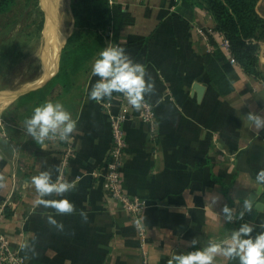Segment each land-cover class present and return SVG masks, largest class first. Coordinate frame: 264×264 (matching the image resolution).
<instances>
[{
  "label": "crops",
  "instance_id": "1",
  "mask_svg": "<svg viewBox=\"0 0 264 264\" xmlns=\"http://www.w3.org/2000/svg\"><path fill=\"white\" fill-rule=\"evenodd\" d=\"M111 2L129 12L134 24L122 28L118 43L104 41L100 51L112 45L124 48L134 61L145 65V79L155 85L145 97L157 114L155 142L148 141V128L126 101L129 119L123 125L126 150L121 185L127 195L147 203L141 217L146 228L147 264H169L175 254L219 242L241 220L251 224L253 235L257 234L264 225V208L253 222L246 221L248 211L243 219L227 224L220 210L227 205L238 214L243 210L240 196L259 191L255 176L264 169V129L257 133L246 115L264 116V81L244 74L225 54L234 67L231 90L220 96L212 88L203 57L209 50H227L221 47L224 38L207 11L196 8L193 19L186 21L179 18L172 0ZM256 11L264 18V0L258 2ZM54 22L58 35L52 41L59 46L62 31L58 32ZM43 25L45 39L47 23ZM201 28L211 32L207 41L197 34ZM99 52L74 73L67 91L59 85L47 93L42 91L59 70V53L54 73L42 60L33 83L0 92L9 98L0 107V232L7 237L10 250L19 253L26 264H141L134 223L103 187L111 143L109 118L87 95L98 79L91 75V65ZM258 62L264 74V43ZM32 92L36 94L26 97ZM46 101L62 103L77 121L69 141L75 157L64 175L75 188L62 197H45L68 199L75 207L72 214L56 215L52 208L34 206L37 194L32 177L51 171L55 182L65 147L58 139L38 145L24 131L25 119ZM110 103L111 113L117 114L118 99ZM255 203L264 207V192ZM81 211L87 214L86 222ZM48 215L63 224V231L47 223ZM193 238L199 241L196 248L188 245ZM215 264H238V260L217 256Z\"/></svg>",
  "mask_w": 264,
  "mask_h": 264
},
{
  "label": "clouds",
  "instance_id": "2",
  "mask_svg": "<svg viewBox=\"0 0 264 264\" xmlns=\"http://www.w3.org/2000/svg\"><path fill=\"white\" fill-rule=\"evenodd\" d=\"M91 75L98 77L88 91V99L101 103L112 101L114 98H123L133 110L139 111L145 106V97L153 92L155 87L147 75L144 64L134 61L124 48L117 45L104 47L91 65ZM114 94H118L114 97ZM246 119L256 129L257 133L264 129V116L248 113ZM77 121L60 102L46 101L36 106L29 118L24 121V131L38 145L43 146L45 141L59 140L69 142L72 133L76 130ZM31 183L36 191L37 199L34 206L52 208L56 215L72 214L74 205L66 198L45 199L52 194L64 196L72 191L75 184L67 180L54 182L51 171H42L32 177ZM255 185L260 192H264V169L255 176ZM213 200V204L217 203ZM252 197L243 201V210L238 214L235 210L224 205L220 210L223 223H232L243 219L245 212L252 208ZM82 220L87 221V214L80 212ZM47 223L57 230L63 231V224L58 223L52 216H47ZM253 235L255 229L251 224H241L239 228L231 230L227 238L219 242L212 241L206 247L198 248L186 254H175L169 264H215L217 256L227 261L238 260V264H264V225ZM198 239L188 242L189 247L196 248ZM27 247V245H22Z\"/></svg>",
  "mask_w": 264,
  "mask_h": 264
},
{
  "label": "trees",
  "instance_id": "3",
  "mask_svg": "<svg viewBox=\"0 0 264 264\" xmlns=\"http://www.w3.org/2000/svg\"><path fill=\"white\" fill-rule=\"evenodd\" d=\"M38 1L0 0V28L5 27L3 29L5 34L13 30L31 9L38 10ZM172 1L179 18L186 21L193 19L196 8L207 11L216 31L227 42L226 52L216 48L203 57V67L209 83L220 96L230 92L231 83L235 78L234 67L230 62L240 68L244 74L264 81V74L260 71L258 62V51L260 45L264 43V18L256 11L260 0ZM71 12L75 20V29L60 53L57 74L42 90L46 93L55 85H59L62 91H67L74 73L82 69L84 64L101 50L103 39L96 35L98 26L109 32L108 39L118 43L122 28L134 24L133 16L121 5L110 0H72ZM40 15L42 16V12ZM41 22L42 29L44 21ZM83 29L86 31L82 32ZM225 54L229 56L230 62ZM31 94L36 93L32 92L26 97ZM155 116L157 119L156 111ZM8 214L5 211V217H9ZM237 223L238 228L245 221L241 220Z\"/></svg>",
  "mask_w": 264,
  "mask_h": 264
},
{
  "label": "built area",
  "instance_id": "4",
  "mask_svg": "<svg viewBox=\"0 0 264 264\" xmlns=\"http://www.w3.org/2000/svg\"><path fill=\"white\" fill-rule=\"evenodd\" d=\"M210 31L205 28L197 29L198 36L207 41ZM224 50L228 49L227 42L222 41ZM210 52V50H209ZM125 100L118 99V113H111V103H99L102 110L109 118L110 129V148L105 163V172L103 174V187L108 193L110 199L118 203L120 209L125 212L134 223L137 236L139 238V251L141 256V264H147L148 252L146 249V228L142 223V214L147 208L146 201L134 196L127 195L122 188L121 171L123 157L126 150V139L123 125L128 121L127 108L124 106ZM137 119L148 128V141L154 143L157 134V119L155 116L154 106L145 101V106L136 111ZM2 137H4L2 135ZM75 157V150L71 143L65 142V147L60 160L59 174L55 182L64 181L65 170L69 166L70 161ZM94 175V173H93ZM3 214H1L2 217ZM0 217V219H1ZM0 264H26L25 259L17 252H12L9 247L7 237L0 232Z\"/></svg>",
  "mask_w": 264,
  "mask_h": 264
},
{
  "label": "rangeland",
  "instance_id": "5",
  "mask_svg": "<svg viewBox=\"0 0 264 264\" xmlns=\"http://www.w3.org/2000/svg\"><path fill=\"white\" fill-rule=\"evenodd\" d=\"M42 1H38V10L31 9L8 34H5L4 26H2L3 29L0 28V92H5L7 88L12 86L20 87L30 84L33 78L38 76L41 71L43 55L48 48L41 33V21L43 20V24H45L47 20ZM63 1L65 6L59 7L53 13V19L57 24L56 28L59 32L62 31L61 44L56 47L58 50L56 51L57 56H55V59L61 53L75 29V20L71 12L72 0ZM41 12L42 16L40 15ZM89 30L88 28L87 31ZM84 31L86 30L83 29L82 32ZM96 33V35L101 36L103 42L109 38V32H106V29L100 26H98V30L96 29ZM54 37L57 38V33ZM50 52L53 54L52 50ZM55 62L54 60L52 71L56 69L57 64Z\"/></svg>",
  "mask_w": 264,
  "mask_h": 264
},
{
  "label": "bare ground",
  "instance_id": "6",
  "mask_svg": "<svg viewBox=\"0 0 264 264\" xmlns=\"http://www.w3.org/2000/svg\"><path fill=\"white\" fill-rule=\"evenodd\" d=\"M42 5H43V8H44V11H45V16L47 17V21H46V23H47V25L45 26V29H44V31H43V36L45 37V41H47L46 43H47V45H48V48H47V50H46V52H45V54H44V56H43V61H44V63H46L45 65H48L47 67L49 68L50 67V69L52 68V67H54L53 65H54V60H55V56H57L56 55V51L58 50L56 47V45L57 44H54V42L53 41H56V36L54 37V35H56V33H57V31H56V33H55V29H54V27H53V13L56 11V9H58L59 7H63V6H65L64 5V1L63 0H43L42 1ZM64 9V8H63ZM65 10V9H64ZM64 12V11H63ZM58 13V12H57ZM55 23V22H54ZM55 26V25H54ZM59 32V31H58ZM58 35V34H57ZM62 36V35H61ZM60 36V37H61ZM55 38V40L54 39H52V38ZM53 40V41H52ZM49 42L51 43V45H49ZM60 44H61V42H60ZM52 47V48H51ZM44 50V49H43ZM50 50H52L53 52V54H51V52H50ZM57 60V59H56ZM56 63V62H55ZM44 71V70H43ZM53 72V71H52ZM50 73H51V71H50ZM54 73V72H53ZM46 74V73H45ZM43 76H44V74H43ZM50 76V75H49ZM32 77V76H31ZM42 77V76H41ZM30 79V78H29ZM34 79V78H33ZM38 81V80H37ZM34 82V81H33ZM32 82V83H33ZM15 83V82H14ZM41 83V82H40ZM46 84V83H45ZM33 86V85H32ZM31 87V86H30ZM28 87H26L25 89H27ZM8 92V91H7ZM25 92V91H24ZM19 95V94H18ZM17 95V96H18ZM9 100V98H7V97H5L4 95H0V107H2V106H4L6 103H7V101ZM11 103V102H10ZM9 103V104H10ZM7 105V104H6Z\"/></svg>",
  "mask_w": 264,
  "mask_h": 264
},
{
  "label": "water",
  "instance_id": "7",
  "mask_svg": "<svg viewBox=\"0 0 264 264\" xmlns=\"http://www.w3.org/2000/svg\"><path fill=\"white\" fill-rule=\"evenodd\" d=\"M260 193H261L260 191H257L256 193L250 194L247 197L244 195L240 196L242 200H245L246 198H248L250 196L252 197V200H253L252 208L249 211L248 215L246 216V221H248V222H253L255 220L256 215L259 212H262V210L264 208L262 204L255 203V201H256L257 197L260 195Z\"/></svg>",
  "mask_w": 264,
  "mask_h": 264
}]
</instances>
